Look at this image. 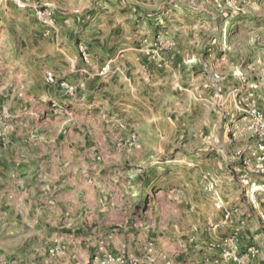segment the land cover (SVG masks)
<instances>
[{"label": "rangeland", "instance_id": "374dc122", "mask_svg": "<svg viewBox=\"0 0 264 264\" xmlns=\"http://www.w3.org/2000/svg\"><path fill=\"white\" fill-rule=\"evenodd\" d=\"M0 264H264V0H0Z\"/></svg>", "mask_w": 264, "mask_h": 264}, {"label": "built area", "instance_id": "2783aa9c", "mask_svg": "<svg viewBox=\"0 0 264 264\" xmlns=\"http://www.w3.org/2000/svg\"><path fill=\"white\" fill-rule=\"evenodd\" d=\"M49 80H50V81H53V78H52L51 76H49Z\"/></svg>", "mask_w": 264, "mask_h": 264}]
</instances>
